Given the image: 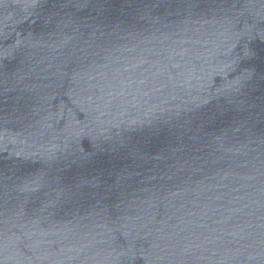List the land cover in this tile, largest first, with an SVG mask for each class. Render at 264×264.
<instances>
[{
	"label": "water",
	"instance_id": "1",
	"mask_svg": "<svg viewBox=\"0 0 264 264\" xmlns=\"http://www.w3.org/2000/svg\"><path fill=\"white\" fill-rule=\"evenodd\" d=\"M0 264H264V0H0Z\"/></svg>",
	"mask_w": 264,
	"mask_h": 264
}]
</instances>
